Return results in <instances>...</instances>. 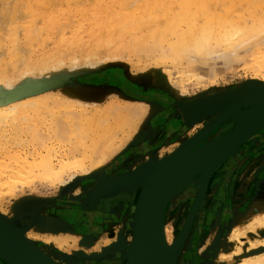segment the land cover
Instances as JSON below:
<instances>
[{"label":"rangeland","instance_id":"374dc122","mask_svg":"<svg viewBox=\"0 0 264 264\" xmlns=\"http://www.w3.org/2000/svg\"><path fill=\"white\" fill-rule=\"evenodd\" d=\"M10 1H8L9 5L11 4V7L10 6L8 7L9 10H13L15 9L14 7H17V11L19 15L16 13L13 14V18H15V20L17 21L15 22L14 19L12 20L10 19L11 17L10 15H12L11 13L5 15L4 17L3 14L6 13V10H4L6 6L2 10L0 7V11H2L1 14L4 19L7 17V19H10L11 21L14 20V22L10 23V27L9 25L8 27H6L7 25L6 23L9 24V20L5 19L8 22L4 21V19H2V16L0 14V17H1L0 20L2 19L1 21H3V24L6 22L5 29L2 31V33H5L4 38H3L5 41H3V39H0L1 46H2V43L4 46V47L2 46V49L4 50V52H2L3 50L1 49V46H0V54L3 55V56L0 55V78H1L0 85L3 83V78L9 81L10 80L13 81L19 76L20 71H22L23 73L25 72L24 74L26 75L27 72L30 73V71H32V69H30L31 67L33 68V70L35 68L34 70L35 72L32 71L34 72L33 75L32 73H30L31 75L29 77V73H28L27 74L28 77L25 78L24 82L23 80L22 82H20L19 90L23 89V86L25 84H28V85L40 84L44 86L42 90H45V91L43 92L47 91V92L52 93L49 96L45 97L47 102H49V109L59 110L61 111L63 115L72 117V119L74 120L79 119V117L84 118V117H87L88 115L93 114V113H87L88 115L84 114L81 110L82 106L83 108H88L90 110H93L94 108H100L104 110V109L110 108L113 101H116V100L118 101L121 100L122 103L127 104L128 102L124 100L125 97H128V98H132V97L126 93L124 88H127V87L125 86L136 88L145 93H150V94L155 93L156 95L163 96L165 99L169 101L168 107L170 111V117L167 120L166 124H169L170 129L175 130V131L168 138L167 141H165L163 144L159 146H156L157 143H155V141L153 140L155 136H157L160 133H163L165 130H161L160 129L161 127L154 125L153 122L157 119L156 117L158 113L157 111H160L163 109V105L161 103L157 101H143V102H147L148 104L151 102L148 105L149 110L151 108L153 109L154 106L156 109H154V112H152V114L136 120L132 127H130L129 125H127L126 127L121 126V128L117 127L120 124V121L123 120V117H127L126 113H122L123 117L114 116V115L113 117L110 115V118H108V121L110 124L109 130L111 132H114L112 134V136H114V141H112L114 146L113 148H111L112 154H111V157L109 158V161L104 165L105 167L102 170L103 172L99 170V172L95 173L96 174L95 176H97V178L100 177V179H102L105 176V178L107 179V182L110 181L109 184H111V181H114V182L116 181L117 184L121 183L122 179L125 180V178L129 176L128 174H130L132 169L135 168L137 165H138L137 166L138 168L139 166L148 163V161H150V159L152 158L153 151L154 150H156L155 152L158 151L157 148H159V151H158V156L160 155L159 157L171 155L174 151H176L180 147L183 139L190 138L192 135L197 133L203 127V124L201 123H197V124L190 126V124L187 123V121L185 120L183 116V112L180 109L181 106L189 104V102L195 99L197 95L200 94V92L206 90L207 88L211 86L220 87L221 89H229V88L234 89L236 88L235 86L238 87L239 85L245 83L246 81H249L252 77L255 76V73L253 71L249 72V70L247 69L248 66H251L254 64V62L251 60L253 59V56H255L254 55L255 52H251V49H248L246 51H243L242 49H240L237 55H229L227 57L221 56L213 60L211 58L210 60L209 58L202 59V60L199 58L202 64L199 61L195 62L193 60L192 61L189 60L188 59L189 57H186V55L188 56V54L186 53L185 55V53L184 54L182 53V52H185V51H182V47H181L182 52L181 54H179L181 55V58L179 57V55L175 58V57H172L170 54L168 55L164 54L160 56L161 53L159 52L160 51L162 52V49H163L162 46L164 45L163 50L168 49L166 45L169 46L170 43H173L174 41L172 39L173 37L169 35V37L167 36V39L165 38L166 40L164 39L163 41H159L157 39L159 44H162L164 42L162 46L160 45V47H162L161 49V48H158L159 46L156 45L158 44L156 41H155L156 42L155 45L157 47L153 46V43H155L154 40H156V38L152 37V35L155 31H157V28L159 29L166 28L169 22L172 20V16L170 15L171 14L170 12V14H167L168 18L166 17L167 19L163 20L165 16H160V14H162L163 11L160 12L159 7H158L154 10V11H157L154 15L155 16H157V14L159 15V18H157L158 21L154 19L155 22L153 21L154 24H152L150 27L149 24L152 20L148 19L147 17H143L144 14H147L146 12L143 11V8L147 6H150V7L153 6V4L155 3V0H136V1L134 0L135 5L131 3L132 7L127 6V10L130 13H132L134 16H137L136 17L137 21L141 22L139 24H142V26L144 25H147V27L149 26L147 29L143 30L142 28L144 27H141V31H139L140 28L139 30L138 29L133 30L130 26H128L124 28L121 32L119 30L118 33L114 30L109 31L107 27H95L97 23V19L95 18V16H97V14H99L100 12L103 13V9H106V12H107L106 19L108 17H111L113 11L119 10V8L121 9L120 6L124 2V0H109V1L108 0H13L12 2ZM127 1L130 2L129 0H126V2ZM167 1H168L167 5L173 8V11L175 13H178L183 10L182 6H180V3L183 4L182 2L175 1V0L174 1L167 0ZM203 1L204 0H188V4L183 6V8L185 6H187V8L189 7L188 8L189 15L187 19L189 21H192V23H194L195 25L194 30L196 28L194 32L197 34L200 32L201 29L206 28V26L209 25L208 23L212 21L211 19L208 18L207 15H205L207 16L206 18L204 15L201 14L202 11L199 9V6L201 5ZM207 1L209 3V1L211 0H206V2ZM212 1L213 3L216 2V0L215 1L212 0ZM218 1L214 3V5L218 6L217 10L215 11H217V13L219 14H217L216 12L213 13L212 12L213 10L211 11L212 13L211 15L215 16V17H212V16L210 17L213 19V24L217 20V16L227 19V15H225L224 13L226 12L229 15L228 10H232V8L234 7L237 10V12L235 10V12L237 13L236 19H239L238 14H242L243 12H244V16L248 14V13H245L247 12L246 7L242 6L241 8V2L239 0H232V1L231 0H224V1L220 0L221 3L220 1L219 2ZM258 1L260 0H252L253 3H257ZM111 4L115 8L112 7ZM210 5H213V4L211 3ZM108 6L110 9L108 8ZM216 6H214L215 7L214 9H216ZM8 8L6 7L8 13L9 12L14 13L15 10L8 11ZM3 10L5 11L4 13H3ZM261 11L262 10H260L259 13H261ZM197 12L198 14H200L198 18L197 16H195V13ZM236 13H233V15L232 13H230L231 15H229L230 18L228 20H230L231 16H234ZM263 13L264 12H262L261 15H263ZM17 18L19 19V21ZM142 18L144 22L143 20H141ZM245 18L250 19V17L248 16ZM160 19H162V21H161V24L159 25L158 23L160 22ZM78 21L81 22L80 25L78 24L79 23ZM32 26H34L35 28L37 27L36 28L37 33L35 32L32 33V31L35 30V29L34 30L32 29L33 28ZM20 28L22 31L20 30L18 31V29ZM103 29H104V32L106 33L105 35L103 34L104 32L102 33ZM91 30L95 31V37L93 38L90 37L92 35L90 34ZM15 31L20 32V33L17 32V34L19 35H15L16 34ZM131 32L133 33L136 32V33L132 34ZM184 32L187 33L189 31H188V28L186 30V25L184 26V24H182L181 33H184ZM28 33L29 35H31L30 39H28L29 37L27 35ZM110 33L112 36L113 34L117 33L116 34L117 36L115 35V37L114 36L112 37ZM101 34H103L104 39L103 38L101 39V37H103L101 36ZM2 35L3 34L0 35V38H2ZM12 35H15L14 38L15 39L18 38L19 42L22 40L24 42V43L21 42V44L17 43L19 45L18 46L19 48L21 45L20 49H23L24 52L26 50V53L22 55L23 58L21 57L20 52H19L20 56L18 57L19 59L16 57L18 56V54H16L17 52H15V48H12L11 50V47H14L12 43V39H13ZM35 36H37L36 39H34ZM168 38H170L172 41L169 40ZM129 40H131L132 42L130 41L131 43H129ZM167 40L170 42H166ZM105 42H106V45L104 44ZM165 42L168 44H165ZM102 43L104 44V46ZM17 44L15 46H17ZM80 44L81 46H79ZM77 46L79 48H77ZM101 46H103V48H101ZM150 46H153V49L150 48ZM120 47L127 48L128 51H123L120 49ZM154 47H156L155 50H154ZM157 48L160 49V51L157 50ZM95 49H97L98 51H95ZM149 49H152L154 51L149 50ZM263 49H264V44L262 45V50ZM147 51L148 52L150 51L149 54H151V52H153L154 54L156 53L155 54L156 57L153 54L148 55L146 53ZM93 53H95L94 57L92 55ZM90 55L92 56L90 57ZM1 56L3 58H1ZM107 56L109 58L108 60L105 59L107 58ZM45 57L47 59V68L44 66L46 65ZM87 57H89L90 59L89 60L85 59ZM92 57L95 59V61L93 60ZM15 58L18 60H16ZM40 58L42 59L41 61H40ZM49 58L51 61L49 60ZM97 58L99 60L96 61ZM114 58H116V60ZM77 59L79 61H77ZM86 60L88 61L86 62ZM17 61L19 62L20 65L15 64V63H18ZM36 61H37L38 66L35 64ZM89 61L102 63V65L104 63L105 65L103 66V68L94 70L92 72H86V70H79L76 72L72 71L71 73H69L67 72V70H65L66 73L64 71L62 73V71H59L60 69H64V68H67V69L69 68V70H71V68L75 66H79V67L85 66ZM8 62H10V64ZM62 62L64 64L60 65V63ZM7 63L11 66L10 68L11 70L9 69L10 66L3 65ZM40 63L42 64V66ZM57 63L59 64V67L57 66L58 65ZM14 64L18 67L17 71H13V69L16 68V67H13ZM40 66L42 69H44L42 72H38L39 69H41ZM52 66H55V69L52 68ZM3 67L6 68V70H9V72L5 71ZM159 67H162L164 70L166 69V71L172 75V78L174 79V81H179L185 85L186 91L184 92V96H181L180 94L178 95L171 88L169 90L166 82L161 83L159 82L158 76H155V75L153 76V71L155 69H158ZM7 72L9 74H7ZM22 72L20 73L22 74ZM47 73H51V74L54 73V74L53 76L51 75V76L46 77ZM55 73H58V74L56 75ZM194 73H195V76L196 75L198 76L201 75V77L203 76L202 81L195 80V78L197 77L192 78ZM186 74L188 75L190 74L191 76L189 75L190 76L189 77ZM34 75L36 76L35 78H34ZM39 76L41 78H39ZM150 78L151 79L153 78V80H151ZM147 80H149L148 84H146ZM3 90L4 89L0 88V96L4 94H9L10 92V91H5V90L3 91ZM75 91H83L84 93L89 94L88 97H86L88 99L74 97L73 94ZM91 93H96V96L90 95ZM73 104L80 106L77 112H70L68 110L69 108L67 107ZM164 109H167V107H165ZM46 111L47 110H44V109L40 110V113H38L36 110L31 111L30 116L33 118V120H31V122L26 123V124L23 120V115H19L21 116L22 120L21 119L15 120L12 118L11 120L3 124V127L0 128L1 129V132H0V161L3 159H6L8 163L12 164L15 161V157L18 156V154L20 153L19 151H21V153H25L27 149H30V150L33 149V145L29 143L32 141L31 136H32L33 131L31 130H33V127L35 128L44 127L43 121H41L43 120V117L41 118L40 116L44 114ZM45 116H47L46 113H45ZM29 126H31L32 128L28 129ZM20 127L23 130H22V136H20L19 138V136L17 135L18 134L17 129ZM43 129L45 131L47 130L46 128H43ZM184 129H187V132L182 133ZM103 132L104 131L101 130L99 133L98 132L94 134L89 133V137L86 140L87 141L96 140L97 136L99 134H102ZM19 134L21 135L20 132ZM145 136H148L149 139L145 138ZM178 137L181 138V141L178 139ZM103 148H104L103 146H100V150H102ZM262 160L259 161L260 162L259 164L261 165L259 166L258 164V169L255 172V177L264 171L263 169L264 162L262 163ZM141 162L142 164H140ZM137 168L135 169V171L137 170ZM255 169H256V165L255 166L252 165L250 169H247L248 170L247 175L248 174L251 175ZM249 179L250 178H248L246 182H248ZM26 182L23 183L24 185L22 186L21 189L15 190L13 195L9 194L8 193L9 190L7 192L5 187H0V209H2L4 212L9 213L11 206L16 203L17 199L24 197V196L37 195L39 197H43V198L46 197V198L55 200L56 198L59 197L61 193L60 189L58 188L59 186L55 183H51L47 179L32 178L31 182L29 183L28 182L26 183ZM88 183H89L88 181L83 183V185L81 186L82 191L83 189L89 186ZM92 185L93 184L91 183V186ZM79 193L80 192L78 191L77 192L73 191L71 193V197L69 199L73 202L67 203L68 204L67 209L66 207H64L65 204H58L57 210L66 211V212H69V211L76 212L74 210H69L70 208L73 207L78 212H81L82 210L81 206L83 205L82 203L83 200L77 198V194ZM46 202L48 203L49 201H46ZM181 202H184V201H181ZM181 202L179 205L177 204L176 209H178V206H181ZM57 216H58V213H55V217ZM247 216H249V212L248 213L246 212V214L244 215L245 220H242L241 218H239L240 223L238 224V221H237V223L232 225L229 231H227V234H222V235L220 234L218 235V237H216L217 239L214 238V240H213V235H212L210 236V238L206 240L204 244H202L201 252L203 251L202 252L203 256L201 255L202 263L200 264H227L226 261L224 263L223 261L220 260L221 254L223 253V254L231 255L235 251V248L237 247L242 248V254H243L242 256L244 257L254 256L255 254L258 253V252L254 253V251L261 250V247H259L258 245H260L261 243H264V228L263 226H259V225H257L255 229H253V227H254V224L255 225L257 224V220H258L257 218H259V216H262V217L264 216V210L261 213L251 215L250 219H253V217L255 216L257 217L256 218L257 220L251 222L252 226H250L251 224L247 225V223L251 221L249 218L247 219ZM88 219H90L91 222H88ZM125 220L128 221L127 217H125ZM176 220H179V218ZM176 220L169 219L167 221L168 223L167 228L174 237L175 235L176 237L178 236V234L180 233L179 232L180 229H182L184 225V222H183L181 226L177 227L178 221ZM31 222H34V221H31ZM109 223L110 221L104 219L103 217L99 218V221L97 222L89 215V218H86V221L85 220L81 221V226H78L79 228L78 227L65 228L66 229L65 233L71 234L73 235V237H69V235L68 236L66 235L58 236V238L62 237V239H60L61 241L63 240L65 241L64 243L66 245H63L64 248L60 247L61 245L60 243H58V241L60 242V240L57 239V237H55V239L57 240L55 239L52 240L50 238L49 234H52L54 236L55 233H52V232L50 233L48 231L41 229L40 227H42V225L38 221H35V223L33 224L31 223L33 227L31 229L28 228L26 231V234L30 236H33V234L38 235L37 237H32V240H34L36 244L39 245V247L47 251H53L57 254L62 253L61 256H63L65 258V261L68 262L69 264H71L70 261L73 262L72 264H76V262L87 264L88 263L87 261H93V262L94 261H104L103 263L98 262V263H91V264H107L111 261L108 260L109 257H107V254H106L107 251L105 249L110 248L114 244V241L111 240L112 239L111 233L107 234L106 232L107 230L106 226L109 225ZM88 224H89V227L91 228L90 232H87V229H86ZM239 225L241 226L238 227ZM34 227L36 230L37 229L38 230L36 231ZM111 227L113 226L111 225ZM238 229H242L241 237H244V239H241V242L237 241V239L233 237L229 238L232 235V232L234 230L237 231ZM81 230H83L87 236L85 235V233L81 232ZM39 231L41 232L38 233ZM76 234L77 235L79 234V235L77 236ZM193 234L194 233L191 232L190 234L191 238H193ZM180 235L181 233L179 234V236ZM179 236L177 237V239L179 238ZM48 238H50L51 241L55 240L54 241L55 243L53 244L51 242H48L47 240ZM87 238L89 239L86 240ZM83 242H85L86 244ZM253 244H257L258 247L256 249H251L252 248L251 246ZM82 253H85V254H82ZM235 259H237L235 261H237L238 263L240 262L239 260L241 258H235ZM190 264H194V262H191ZM228 264H231V262H228Z\"/></svg>","mask_w":264,"mask_h":264},{"label":"bare ground","instance_id":"6f19581e","mask_svg":"<svg viewBox=\"0 0 264 264\" xmlns=\"http://www.w3.org/2000/svg\"><path fill=\"white\" fill-rule=\"evenodd\" d=\"M8 1H10V0H1L0 1L1 10L5 6L7 8L9 6L11 7V4L9 5ZM12 1L13 0H11L10 2H12ZM129 1L130 2H128V1L126 2V0H124V2L120 6L121 9L119 8V10L113 11L112 16L108 17L107 19H106V17H107L106 16L107 15L106 9H103V13L100 12L99 14H97V16H95V18L97 19V23H96L95 27H107L109 29V31L114 30L117 33L119 30L121 32L124 28H126L128 26H130L133 30H136V29L139 30V28H140L139 31H141V27H144V28H142L143 30L147 29L149 26L151 27V25L154 24L153 21L155 22L154 19H156V21H158L157 18H159V15L157 14V16H155L154 14L157 11H154V10L159 7V11L160 12L163 11L162 14H160V16H165L163 18V20L168 18L167 14H170V12H171L170 15L172 16V20L169 22V24L167 25L166 28H164V29L157 28V31H155L152 35V37L156 38V40H154V42L156 41L158 43V40L163 41L165 38L167 39V36L169 37V35L172 36L173 37L172 39L174 40L173 43L169 44V46L166 45V47H168V49H165V50H167V51L163 50L164 49V45H163L164 42L162 44H159V43L156 44V42L153 43V46L157 45V46H159L158 48H161V49L163 47L162 52L160 51V49L157 48V50L160 51L159 53H161L160 56L164 55V54H167V55L170 54L172 57L176 58L179 54H181L182 51H185L182 53L183 54L185 53V55L187 53L188 56L186 55V57H189L188 58L189 60H191V61L193 60L195 62H198V61L201 62L199 60V58L201 60L202 59H208V58H209V60H210V58L213 60V59H217L221 56L227 57L229 55H237L238 51L240 49H242L243 51L251 49V52H255V54H254L255 56L252 55L253 59L251 60L254 62V64L251 66H248L247 69L249 70V72L253 71L255 73V76L246 82H256L259 84L260 83L264 84V49L262 50V45L264 44V13H263V15H261L262 12H264V0H260L257 3H253L252 0H239L241 2V8H242V6L246 7L247 12H245V13H248V14H246L245 16H244V12L242 14H238L239 19H236L237 10L234 7V8H232V10H228L229 15H231L230 13H232V15H233V13H236L234 16H231L230 20H228L230 18L228 13L225 12L224 14L227 15V19H224V18L217 16V20L215 21L214 24H213V19L210 17L212 16L211 15L212 10H213L212 11L213 13H215V12L217 13V11H215V10H217L218 6L214 5V3H216L218 0H216V2H214V3L212 0L209 1V3H208V1L206 2V0H204L201 3V5L199 6V9L202 11L201 12L202 15H204V16L207 15L208 18L211 19L212 21L211 20H210L211 22L208 21V22H210V23H208L209 27L206 26V28L201 29L198 34L194 32L196 30V28L194 30V27H195L194 23H192V21H189L187 19L188 15H189V9H188L189 7L187 8V6H185L183 8L184 5L188 4V0H175V1H179V2L183 3V4L180 3V6H182L183 10L178 12V13H175L173 11V8L169 7V5H167V2H168L167 0H155V3L153 4V6H151L152 8L150 6L144 7L143 11L146 12L147 14H144L143 17H147L148 19L152 20L148 27H147V25L142 26V24H139L141 22L137 21V19H136L137 16H134L132 13H130L127 10V6L132 7L131 3L133 5H135L136 0L135 1L129 0ZM132 1H134V2H132ZM172 1H174V0H172ZM222 1H224V0H222ZM211 3L213 5H210ZM220 3H221V1H220ZM220 3H218V4H220ZM190 4H191V2H190ZM111 6H112V4H111ZM214 6H216V9H214L215 8ZM6 7L4 9V10H6V13L3 14L4 17H5V15L11 13L12 14V15H10L11 17L9 15L8 16L10 17L11 20L12 19L15 20V18H13V14H15V13L18 14L17 7H14L15 9H13V10H15L14 13H12V12L8 13ZM112 7H114V6H112ZM12 8H10V9H12ZM108 8H109V6H108ZM4 10H3V13L5 12ZM13 10H9V8H8V11H13ZM235 10H236V12H235ZM260 10H262L261 13H259ZM20 11H21V9H20ZM1 13H2V11H0V14ZM109 13H111V12H109ZM217 14H219V13H217ZM199 15L200 14H198V12L195 13V16H197V18L199 17ZM1 16H2V14H1ZM207 16H205V17L207 18ZM247 16L250 17V19L245 18ZM212 17H215V16H212ZM2 19H4L3 16H2ZM5 19H7V17ZM5 19H4V21H6V22H8L7 20H9V24L5 22L7 24L6 27H8V25L10 27V23L14 22V20L11 21L10 19H7V20H5ZM1 20H0V35L1 34H3V35H2V38H0V39H3L5 33H2V31L5 29V23L3 24V21H1ZM141 20H143V18ZM194 20H196V19H194ZM18 21H19V19H18ZM161 21H162V19H160V22L158 23L159 25L161 24ZM15 22H17V21L15 20ZM78 22H79L78 24L80 25L81 22L80 21H78ZM143 22H144V20H143ZM145 22H147V21H145ZM181 23L184 24V26L186 25V30L188 28L189 32H187V33H189V34H187L185 32L181 33V25H182ZM210 25H212V26H210ZM32 27H33L32 28L33 30L35 29L34 31H32V33L33 32L37 33V29H36L37 27L36 28L34 26H32ZM19 30L22 31L21 28L18 29V31ZM6 31H7V29H6ZM17 32L15 31V33H16L15 35H19V34H17ZM103 32H104V29L102 30V33ZM18 33H20V32H18ZM131 33L135 34L136 32L135 33L131 32ZM90 34H92L90 36L91 38L95 37V31L91 30ZM103 34L105 35L106 33L104 32ZM103 34H101V36H103ZM116 34H113V36L115 37ZM15 35H12V38H13L12 43H13L14 47H11V50H12V48H15V52H17L16 54H18V56H16V57L18 58L20 56V53H21V57L23 58L22 55H24L26 53V50L24 52L23 49H20L21 45L19 48L18 44L19 43L21 44V42L22 43H24V42H23V40L19 42L18 38H16L17 39L16 40L14 38ZM27 35L29 36L28 39H30L31 35H29V33ZM110 35H111V33H110ZM37 36H35L34 39H36ZM112 37H110V38H112ZM102 38L104 39V36L101 37V39ZM168 39L171 40L170 38H168ZM115 40H116V38H115ZM3 41H5V40L3 39ZM130 41L131 40H129V43L132 42V41L131 42ZM166 42H170V41L167 40ZM166 42H165V44H168ZM16 44H17V46H15ZM104 44L106 45V42ZM104 44H103V46H104ZM110 44H109V46H110ZM160 45L161 46L163 45V46L160 47ZM0 46H1V43H0ZM2 46H3V43H2ZM2 46H1V49H2ZM22 46H23V44H22ZM79 46H81V44ZM103 46H101V48H103ZM153 46H150V48L153 49ZM156 47H154V50L156 49ZM181 47H182V51H181ZM77 48H79V47L77 46ZM9 49H10V47H9ZM120 49L123 51H128L127 48L120 47ZM152 49H149V50H152ZM137 50H139V49H137ZM154 50H152V51H154ZM95 51H98V50L95 49ZM134 51H135V49H134ZM2 52H4V50ZM15 52H13V53H15ZM22 52H23V54H22ZM165 52H167V53H165ZM95 53H97V52H95ZM95 53L92 54L93 57L95 56L94 55ZM146 53L148 55L153 54L156 57V55H155L156 53L154 54L153 52H151V54H149L150 51L149 52L147 51ZM136 54H137V52H136ZM0 55H2V54H0ZM92 55H90V57ZM2 56H1V58H3ZM25 57H27V56H25ZM25 57H24V59H25ZM179 57L181 58V55H179ZM75 58H77V57H75ZM148 58H149V56H148ZM18 59H16V60H18ZM45 59H46V57H45ZM85 59L89 60L90 58L87 57ZM105 59L108 60L109 59L108 56ZM114 59L116 60V58H114ZM41 60L42 59L40 58V61ZM49 60H50V58H49ZM88 60H86V62ZM93 60L95 61L94 58H93ZM97 60H99V59L97 58L96 61ZM118 60H120V59H118ZM37 61L35 63L36 65H37ZM77 61H79V60L77 59ZM19 62H20V60H19ZM19 62L15 63V64L17 65V64H19ZM45 62H46L45 63L46 65H44V66L47 68V59ZM8 63L10 64V62H8ZM7 64H3V65L4 66H10L9 64L8 65ZM15 64L13 65V67H16V68H14L16 70L13 69V71H17V68H18ZM61 64H64V63L62 62V63H60V65ZM71 64H73V63H71ZM201 64H202V62H201ZM82 65H83V63H82ZM104 65H105L104 63L102 65V63L89 61L85 66H81V67L75 66V67L71 68V70H69V68L68 69L64 68V69H60L59 71H62V73H63V71L66 73L65 70H67V72H69V73H71L72 71L76 72L79 70H86V72H92L94 70H98L100 68H103ZM41 66H42V64H41ZM41 66H40V68H41ZM57 66L59 67V64ZM45 67H43V68H45ZM10 68H11V66L9 67V69ZM52 68L55 69V66H52ZM4 69H5V71L9 72V70H6V68H4ZM30 69H32V71L35 70V68L33 70L32 67ZM30 69H28V70H30ZM41 69H39L38 72H42L44 70V69H42V70ZM32 71H30V73H32V75H33V73L35 71L34 72H32ZM8 72H7V74H9ZM20 72H22V71H20ZM20 72H19V76L17 78L15 77L16 79L13 81H11V80L9 81V80H6L3 78V83L0 85L1 89H4L5 91H10L9 94H4V95L0 96V128L3 127V124H5L7 121L11 120L12 118L15 120H20L21 116H19V115H23V120H24L25 124L29 123V122H31V120H33V118L30 116L31 111L36 110L38 113H40V110L44 109V110H47L45 112L47 116H45V113H44L40 117L41 118L43 117V120H41V121H43V124H44L43 128H46L47 130L45 131L41 127H39V128L33 127V130H31V131H33L32 136H31L32 141L31 142L28 141L29 143H31V145H33V149H31V150L27 149L25 153H21V151H19L20 153L18 154V156L15 157V161L12 164L8 163L6 159H3L0 161V187H5L7 192L9 190L8 193L13 195L15 190L21 189L22 186L24 185L23 183H25L26 181L29 183V182H31L32 178H39V179H47L51 183L57 184L59 186L58 188L60 189L61 193H60L59 197L56 198L55 200L50 199V198H46V197H44V198L39 197L37 195H30V196L21 197V198L17 199L16 203L11 206L9 213L4 212L2 209H0V217H2L6 221H9L12 225L19 227L18 230L21 233V234L20 233L19 234L21 236L24 235L23 237L25 239L34 243L37 246V248H39L38 250L41 252V254H43L48 259H50L53 264H69V263L65 261V258L63 256H61L62 253L57 254L53 251H47V250L39 247V245L36 244V242L34 240H32V237H37L38 235L33 234V236H30V235L26 234V231L25 232L22 231L23 230L22 228L24 226H28L31 229L33 226L30 222L31 221H34V222L38 221L42 225V227H40L41 229L48 231L50 233L51 232L55 233L54 236L52 234H49V236L52 240L55 239V237H57V239L60 240V239H62V237L58 238V236H62V235L68 236L69 235V237H73V235L65 233L66 232L65 228H68V227L74 228V227L81 226V221L82 220L86 221V218H89V215L97 222L99 221V218L103 217L104 219L110 221L109 225L106 226L107 227L106 232H107V234L111 233V238H112L111 240L114 241V244L110 248L105 249L107 251L106 252L107 257H109L108 260L111 261L107 264H127L128 262H130V264H133L134 260L136 259V253H137V249L135 247V241L137 238L135 225H136L137 207H138L137 204L139 203L141 190H139L138 187H134L135 185H133V184H126V183L116 184L114 181H111V184H109L110 183L109 180H108L109 182H107L106 178L99 180L98 178H96V176H93V173L95 174L96 172H99V170L102 171L103 168L105 167L104 165L109 161V158L111 157V154H112L111 148H113V146H114L113 142H112V141H114V136H112V134L114 132H111L109 130L110 124H109L108 118H110V115L123 117L122 113H126L127 117H123V120L120 121V124L117 127L121 128V126L126 127L127 125L132 127L133 124L135 123V121L138 120L139 118H142V117H145V116L152 114V112H154V109H156L155 106L153 109L151 108L149 110L148 105L151 102L148 104L147 102H143L142 100H137V98L125 97V99L124 98L123 99L128 102L127 104L122 103L121 100L120 101L116 100V101H113L110 108L104 109V110H102L100 108H94L93 110H90L88 108H83V106H82L81 110L84 114H86V115H88L87 113H93V114L88 115L87 117H84V118L79 117V119L74 120V119H72V117H68V116L63 115L61 113V111H59V110L49 109V102H47L45 97L49 96L52 93L47 92V91L43 92L45 90H42L43 87H41V85L39 86L38 84H34V85L25 84L23 86V89L19 90L20 89L19 88L20 82H22V80L24 82L25 78L28 77L27 74L29 73V72H27V74L25 75L24 74L25 72L24 73L22 72V74ZM3 73H4V71H3ZM30 73H29V77L31 75ZM53 74L47 73L46 77L51 76V75L53 76ZM55 74L57 75L58 73H55ZM196 74H198V73H196ZM154 75L158 76L159 82H161V83L166 82L169 90L171 88L178 95L180 94L181 96H184V92L186 91L185 85L179 81H174V79L172 78V75L169 74L166 71V69L164 70L162 67H159L158 69H155L153 71V76ZM186 75H188V74H186ZM35 77L36 76L34 75V78ZM195 77H197V78H195ZM37 78H36V80H37ZM39 78H41V77L39 76ZM192 78H195V80H197V81H202L203 76L202 77H201V75L195 76V73H194ZM0 80H1V78H0ZM5 80H6V82H5ZM151 80H153V78ZM148 81L149 80L146 81V84H148ZM25 83H26V81H25ZM32 84H33V82H32ZM235 87L236 88H234V89H232V88L221 89L220 87L211 86V87L207 88L206 90L200 92V94H198L195 99H201L204 96H208V95H211L212 97H218V98L220 96H223L224 98L226 97V98H230V99L231 98L239 99L242 97H247L249 95V92H251L253 94V93H258L260 91V90L259 91H250V89L254 88L253 85H250V86L245 87V88H242L241 86H238V87L235 86ZM67 88H68V86H67ZM211 90H212V92H210L209 94L206 93L207 91H211ZM88 95L89 94L84 93L83 91H75L73 94L74 97H79L82 99L83 98L88 99V98H86V97H88ZM90 95L96 96V93H91ZM195 99L191 100L189 103H191ZM144 100H146V99H144ZM255 101L251 102V106H255L258 104ZM67 108H69L68 110L70 112H77V110L80 108V106L73 104L71 106H68ZM246 109L247 108L243 109L242 107L241 108L240 107H238V108L233 107L232 112H233V114H235V111H237V113L238 112L244 113V111H246ZM217 116H218V114L217 115L212 114L210 116L202 118L204 120L200 123L203 124V127L197 133L192 135L190 138H187V139L182 138L183 140L181 143L183 144L184 142L189 141L192 138H194L201 130H203ZM229 123L230 122H227L225 126L229 128V133H230L235 128V125H229ZM221 126L222 125H220L205 141H203V143H201L196 148H194L190 152V154L194 153V151L197 148H200L204 143L211 140L213 138V136L221 128ZM31 128H32L31 126L28 127V129H31ZM17 130H18L17 135L20 138V136H22V130L23 129L20 127ZM101 130H103L104 132L102 134H99L97 136L96 140H90V141L86 140L89 137V133L90 134H94L97 132L99 133ZM0 132H1V129H0ZM19 132L21 133V135L19 134ZM183 132H187V129H184L182 131V133ZM227 133L228 132H226V134ZM262 136H264V128L259 130L250 139H248L245 143H243V145H241L233 155L229 156L216 169V171L213 173V175L209 179V184L207 186V192L205 194V197H204L203 201L201 202V204L197 207L198 210L200 209L198 211L199 213H202L204 206L207 207L211 203L212 197L216 194L217 190L220 188L219 183H220V181H223V179H224L223 177L225 176L224 175L225 170L223 171V169L229 167V165L233 164V162L237 158H239V156L242 155L243 148L247 144H249V143L253 144L254 141H256L258 138H261ZM145 138H148V136H145ZM178 139L181 141L180 137H178ZM181 145L178 149L181 148ZM100 146H103L104 148L102 150H100ZM157 149L159 151V148H157ZM155 151L156 150L153 151L152 158L150 159V160H152V159L155 160V162L153 164L160 163V162L164 161L165 159L169 158L171 155H173L176 152V151H174L171 155L159 157L160 155L158 156V151L157 152H155ZM140 164H142V162ZM168 165L169 164H162L160 171L167 168ZM137 166L132 169L130 174L132 172H135V169L137 168ZM110 178H108V179H110ZM123 180L124 179H122V181ZM250 180H251V178H250ZM22 181H24V182H22ZM86 181L89 182L88 185L90 187L88 186L87 188L83 189V191H82L81 186ZM91 183L93 184L92 186H91ZM135 188H137V189H135ZM190 190H193V192L194 191L196 192L195 196L197 199L199 187L190 183V184H186L183 187H181L170 198V200L168 201V204L166 206L162 233H163L164 245H165V248L167 250H169L173 247L175 241L177 240V237L181 233V229H180V231H179L180 233L178 234L177 237H176V235L174 237L171 234V232L167 228L168 217L173 212H175L177 204H180L181 201H187L188 199H190V198L192 199L193 197H195V196L188 194V192ZM73 191L80 192L79 194H77V198L83 200V202H82L83 205L81 206L82 207L81 212H78L73 207L70 208L69 210H74L76 212L69 211V210H67L69 212L58 211L57 210L58 204H65V206L64 205L63 206L66 207V209H67V205H68L67 203L73 202L69 199L71 197V193ZM263 192H264V190H263ZM46 201H49V202L47 203ZM194 201H195V199H194ZM234 204H236V203H234ZM55 213H58L57 217H55ZM125 217H127L128 221L125 220ZM257 217H258V215H257ZM257 217L255 216V217H253V219H250L251 221H249L247 223V225L251 224L250 226H252L251 222L258 219L257 224L256 225L254 224L253 229H255L257 227V225L263 226V228H264V216L263 217L259 216V218H257ZM178 218H179V220H176V221H178V224H180L179 226H181L180 215ZM88 222H91V220L88 219ZM191 223H192V220H191L190 224ZM215 223H217V222H215ZM111 225L113 227H111ZM240 226L241 225H239L238 227H240ZM36 228H38V227H36ZM148 228L149 227H147V232H148ZM34 229H35V227H34ZM86 229H87V232L91 231L89 224H88ZM194 229H195V226L190 225L188 227V231L185 234V236L183 237V240L181 242V246L178 249V254H177L175 264H190L189 263V248H190L189 242L192 239L190 237V234H191V232H194ZM211 231H213V230H211ZM40 232L41 231H39L38 233H40ZM81 232L85 233L83 230H81ZM214 233H215V231H214ZM183 234H181V236ZM241 234H242V229H238L237 231L234 230L232 232V235L229 238L233 237V238L237 239V241L241 242V239H244V237H241ZM76 235H75V237H76ZM85 235H86V233H85ZM50 238H48L47 240H48V242H51L53 244L55 243L54 241L57 240V239H55L54 241H51ZM63 239H65V238H63ZM88 239L89 238H87L86 240H88ZM86 240H85V242H86ZM64 242H65L64 240L63 241L60 240V242L58 241V243H60V245H61L60 246L61 248H64L63 245H66ZM85 242H83V243H85ZM213 242H215V241H213ZM258 246L261 247V249H264V243H261ZM258 246H257V244H253L251 246L252 247L251 249H256ZM82 254H85V253H82ZM242 255H243L242 254V248L237 247V248H235V251L231 255L222 253L220 256V260L223 261L224 263L226 261L227 264H228V262H231V264H264V252H262V251L258 252L254 256L244 257ZM235 258H241L239 260L240 262L237 263V261H235L237 259H235ZM70 262H71V264L73 263L72 261H70ZM91 263L92 262H88L87 264H91ZM0 264H15V263H13V262L10 263V262L5 261L4 259L0 258ZM76 264H83V263L76 262Z\"/></svg>","mask_w":264,"mask_h":264},{"label":"water","instance_id":"95a60500","mask_svg":"<svg viewBox=\"0 0 264 264\" xmlns=\"http://www.w3.org/2000/svg\"><path fill=\"white\" fill-rule=\"evenodd\" d=\"M38 85L40 86V84ZM250 85L254 86L250 91H260L253 94L249 92L247 97L239 99L208 95L181 106L183 116L190 126L202 122L204 120L202 118L212 114H218V116L194 138L184 142L181 148L169 158L155 164H153L155 160L152 159L139 166L135 172L129 174L121 182L133 184L141 190L135 225L137 253L133 264H175L178 249L186 232L179 236L171 249L165 248L162 230L168 201L186 184L191 183L199 187L189 226L195 210L205 197L209 179L216 169L243 143L264 128V84L245 82L239 86L245 88ZM41 87L44 88L42 85ZM210 92L212 90L206 93ZM254 101L258 104L251 106V102ZM233 107L247 109L244 113L235 111L233 114ZM225 122L235 125L230 133ZM220 125H222L221 128L211 140L190 154ZM162 164L169 165L160 171ZM98 179L102 180L100 177ZM115 183L117 184L116 181ZM147 227H149L148 232ZM28 228V226H24L22 231L25 232ZM18 229L19 227L0 217V258L15 264H53L50 259L41 254L34 243L25 239L24 235L21 236ZM261 251L263 252L264 249L254 251V253ZM87 262L103 263L104 261Z\"/></svg>","mask_w":264,"mask_h":264},{"label":"flooded vegetation","instance_id":"af4514ba","mask_svg":"<svg viewBox=\"0 0 264 264\" xmlns=\"http://www.w3.org/2000/svg\"><path fill=\"white\" fill-rule=\"evenodd\" d=\"M125 87H127L124 88L126 93L133 98H137V100L157 101L163 105V109L157 111L158 112L156 115L157 119L153 122L154 125L161 127L160 128L161 130H165L163 133H160L157 136H155L153 141L157 143L156 146L163 144L175 131L170 129L169 124H166L167 120L170 117V111L168 107L169 101L165 99L163 96L156 95L155 93L150 94L130 86H125ZM164 106L167 107V109H164L165 108ZM258 139L254 141L253 144L252 143L247 144L243 148L242 155L239 156V158H237L233 162V164L229 165V167L223 169V171L225 170L224 172L225 176L223 177L224 179L223 181H220L219 183L220 188L217 190L216 194L212 197L211 203L207 207L205 206L203 207L202 213L198 212L200 209L195 210L194 215L192 217V223L190 224L192 226H195L196 230L194 229L193 232L194 239L192 238L189 242L190 244L189 263L191 262H194V264L202 263L201 255L203 251L201 252V246L206 242L208 238H210V236L213 235V237L216 238L220 234L221 235L227 234V231H229L232 225L237 223V221L238 224L240 223L239 218L245 220L244 215L246 214V212L248 213L249 211H251L250 207H253L255 203H259L260 201L264 202V198L262 196L264 190V184L261 183L264 179V171L255 177V172L258 168V164L260 163L259 161L262 159H263L262 163L264 161V152H263L264 136ZM252 165L254 166L256 165V169L251 175L249 174L247 175V171H248L247 169H250ZM260 165L261 164H259V166ZM249 177L251 178V183L247 184L246 179ZM188 194L195 196L196 192L190 190ZM195 202H196V196L193 197L192 199L190 198L187 201L181 202V206H178V209H176L175 212H173L168 217V220L169 219L176 220L180 215L181 217L180 223L183 224L184 222V225L181 229V234L185 233V231L187 233L188 231V227L190 226V225L188 226V223L190 221L191 214L195 206ZM179 225L180 224H178L177 226Z\"/></svg>","mask_w":264,"mask_h":264},{"label":"crops","instance_id":"0c3cea01","mask_svg":"<svg viewBox=\"0 0 264 264\" xmlns=\"http://www.w3.org/2000/svg\"><path fill=\"white\" fill-rule=\"evenodd\" d=\"M250 178V177H249ZM244 179V178H243ZM248 180V178L246 179V181ZM244 181V180H243ZM251 183V180L249 179V181L247 182V184H250ZM264 184V179L263 181L261 182ZM263 198H264V192H263ZM260 201V200H259ZM251 211L249 216H247V219L251 218V215L253 214H258V213H261L263 210H264V202L263 201H260L259 203H255L253 207H250Z\"/></svg>","mask_w":264,"mask_h":264}]
</instances>
